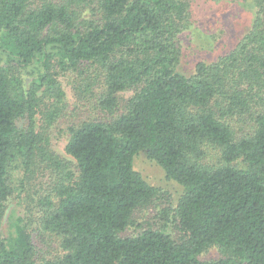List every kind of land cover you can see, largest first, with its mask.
Listing matches in <instances>:
<instances>
[{
	"label": "trees",
	"instance_id": "trees-1",
	"mask_svg": "<svg viewBox=\"0 0 264 264\" xmlns=\"http://www.w3.org/2000/svg\"><path fill=\"white\" fill-rule=\"evenodd\" d=\"M194 1L0 0V264H264V0L231 50L186 75ZM60 73L85 80L102 114L69 128L73 159L38 130L48 100L47 125L68 115ZM142 151L183 187L178 238L127 233L162 196L135 168ZM18 161L47 169L49 187L35 228L19 216L3 232Z\"/></svg>",
	"mask_w": 264,
	"mask_h": 264
},
{
	"label": "rangeland",
	"instance_id": "rangeland-1",
	"mask_svg": "<svg viewBox=\"0 0 264 264\" xmlns=\"http://www.w3.org/2000/svg\"><path fill=\"white\" fill-rule=\"evenodd\" d=\"M255 18L254 2L252 0H195L193 2L192 16L189 26L179 35L181 57L178 70L186 75L194 73L200 61L212 63L231 50L237 42L252 27ZM60 71V70H59ZM31 76L24 74L28 84ZM66 91L68 103L67 114L57 123L47 125L44 119V109L48 101L42 104L38 117V130L50 140L52 149L57 154L68 159H73L66 152L69 140V128L86 118L101 116L95 109L93 94L79 88L86 86V81L75 76L74 78L60 73ZM91 83L92 78L88 76ZM84 88V87H83ZM134 90L121 92L123 100L129 98ZM27 119L19 120V125L24 127ZM21 162L10 170L12 194L7 202V215L3 232H8L12 218L23 217L29 227L35 228L39 218L36 200L43 191L49 187V171L37 167L38 170L28 174L21 167ZM135 168L154 186L159 187L162 196L152 205L141 209L135 214L136 224L127 229L130 235H136L143 227L165 228L175 238L181 234L178 223L173 219V211L178 199L183 192V187L177 181L168 179L164 169L154 160L150 159L145 151L138 153L134 160ZM126 233V234H127ZM52 253L59 251L57 243H53ZM56 248V249H55ZM220 252L216 247L203 254L207 260L218 259Z\"/></svg>",
	"mask_w": 264,
	"mask_h": 264
}]
</instances>
